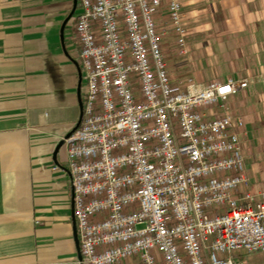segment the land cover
<instances>
[{
    "label": "built area",
    "instance_id": "2783aa9c",
    "mask_svg": "<svg viewBox=\"0 0 264 264\" xmlns=\"http://www.w3.org/2000/svg\"><path fill=\"white\" fill-rule=\"evenodd\" d=\"M77 1L86 85L63 147L81 264H236L234 252H263L264 188L229 107L250 79L174 80L158 15L186 55L182 0Z\"/></svg>",
    "mask_w": 264,
    "mask_h": 264
},
{
    "label": "crops",
    "instance_id": "0c3cea01",
    "mask_svg": "<svg viewBox=\"0 0 264 264\" xmlns=\"http://www.w3.org/2000/svg\"><path fill=\"white\" fill-rule=\"evenodd\" d=\"M202 3L199 8L209 11L204 32L222 34L236 52L232 57L240 67L231 77L249 78L248 90L264 87V0ZM197 5L182 0L187 41L189 25L200 16ZM78 11L74 0H0V264H81L65 147L53 157L79 119V98L84 102L86 81L73 34ZM158 17L160 31L171 32L164 9ZM170 32L162 49L177 80L182 60ZM247 168L253 187L264 188ZM244 254L233 255L236 264L242 256L244 264H262L258 254Z\"/></svg>",
    "mask_w": 264,
    "mask_h": 264
},
{
    "label": "rangeland",
    "instance_id": "374dc122",
    "mask_svg": "<svg viewBox=\"0 0 264 264\" xmlns=\"http://www.w3.org/2000/svg\"><path fill=\"white\" fill-rule=\"evenodd\" d=\"M203 1L206 0H197L199 6L197 5L195 10H197V16H200L197 17L196 24L192 21L189 25L192 32H190L188 41L187 36L185 40L187 54L181 56L182 62L175 68L177 77L192 78L197 84H205L213 80L224 81L227 77L237 76L236 70L240 67L232 57L236 52L231 48L229 42L223 41L222 34L212 30L204 32L206 31L203 30L206 28L205 25L209 26L206 16L209 11L199 8L200 6L204 7ZM210 1L216 2L217 0ZM190 20H192L191 16ZM192 45H196V47L192 48ZM226 45L227 47H225ZM83 89L85 90V84ZM229 107L233 113L240 114L245 120L249 132L244 147L246 162L248 167L255 170L256 180L262 181V186H264V87L259 86L254 90L247 89L238 93L230 98ZM234 254L245 255L239 251ZM254 254H258V258L264 264V252ZM242 257L236 259L237 264L246 262V256Z\"/></svg>",
    "mask_w": 264,
    "mask_h": 264
},
{
    "label": "water",
    "instance_id": "95a60500",
    "mask_svg": "<svg viewBox=\"0 0 264 264\" xmlns=\"http://www.w3.org/2000/svg\"><path fill=\"white\" fill-rule=\"evenodd\" d=\"M76 3H77V0H74V9L76 7ZM74 11V10H73ZM73 14V12L71 13V15ZM70 15V17H71ZM68 17L62 24V27H61V35H60V38H61V42L62 44H64V35H63V32H64V28H65V25L68 21V19L70 18ZM79 107H80V114H79V119L77 121V123L75 124V126L73 127L72 131L70 133H72L75 129L78 128V126L80 125V122H81V119H82V108H83V103L81 101V99L79 98ZM70 133L66 136V138L70 135ZM63 143H64V140H61L55 147L54 149V153H53V157L56 158V155L58 153V151L61 149V147L63 146ZM73 231H74V239H75V243H76V247L78 249V252H79V257L81 259V255H80V250H79V241H78V235H77V230H76V223H75V218L73 216Z\"/></svg>",
    "mask_w": 264,
    "mask_h": 264
}]
</instances>
